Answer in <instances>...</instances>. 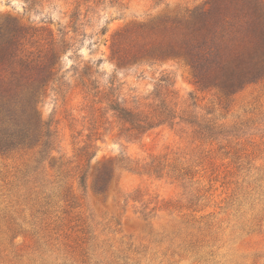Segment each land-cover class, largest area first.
<instances>
[{"label":"rangeland","instance_id":"rangeland-1","mask_svg":"<svg viewBox=\"0 0 264 264\" xmlns=\"http://www.w3.org/2000/svg\"><path fill=\"white\" fill-rule=\"evenodd\" d=\"M206 1L0 0V25L27 32L0 96L16 109L30 99L24 77L53 52L59 80L37 99L56 143L0 150V264H264V74L225 90L198 85L179 59L132 63L167 41L165 20ZM255 36L245 57L264 68V31ZM95 72L92 98L82 77ZM111 99L176 119L134 139L106 111ZM102 166L113 179L96 193Z\"/></svg>","mask_w":264,"mask_h":264},{"label":"trees","instance_id":"trees-1","mask_svg":"<svg viewBox=\"0 0 264 264\" xmlns=\"http://www.w3.org/2000/svg\"><path fill=\"white\" fill-rule=\"evenodd\" d=\"M164 23L167 25L164 27L167 41L139 49L132 56V63L179 59L190 68L198 85L225 90L239 88L245 80L264 74V68L259 63L248 65L244 51L247 45H253L257 39L255 33L258 30L264 31L263 0H207L201 7L186 10L173 21L165 20ZM168 26L170 29H167ZM26 35L24 26L16 20L7 19L0 25V77L6 73L18 75L16 69L21 66V40ZM56 62L53 52L49 65L38 68L34 76L29 74L24 77L31 85H36V89L30 99L25 96L17 99V109L8 105L7 97L0 96V122L16 127V132L9 136L3 134L0 127V150L29 143L46 150L56 143L51 123L43 121L37 110L38 96L45 92L49 84L59 81L55 72ZM99 64L100 61L96 65ZM93 74L97 72L82 77V85L86 93L91 94L92 98H97L99 86H96V80H92ZM20 75L24 74L20 71ZM105 109L117 121L128 125L125 130L130 133L129 137L134 139L155 127L165 125L169 120L176 119L175 111L163 105L143 114L128 110L122 107L117 99H111L107 101ZM42 150L38 152L39 155L45 152ZM90 174V168L87 166L78 178L81 188L86 187ZM92 175L94 191L105 193L113 179L112 170L108 166H102Z\"/></svg>","mask_w":264,"mask_h":264}]
</instances>
